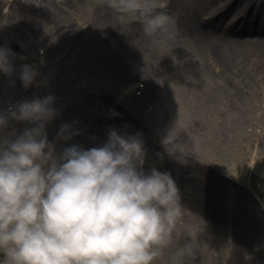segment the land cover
<instances>
[{
	"label": "rangeland",
	"instance_id": "obj_1",
	"mask_svg": "<svg viewBox=\"0 0 264 264\" xmlns=\"http://www.w3.org/2000/svg\"><path fill=\"white\" fill-rule=\"evenodd\" d=\"M24 3L0 0V48L14 53V72L0 73V112L25 100L54 97L56 115L46 132L57 153L73 144L99 146L110 129L139 135L146 151L144 170L155 168L176 178L184 208L170 246L154 264H264V253L251 256L243 244L256 237L264 248V108L253 107L252 116L240 120L237 137L223 148L215 129L188 117L157 118L156 102L142 99L143 83L133 79L141 70L136 62L140 51L135 49L140 42L129 40L135 31L142 36L140 27L119 26L125 35L113 39L107 28L114 22L112 15L102 13L97 0H50L71 26L70 34L56 43L52 33L44 31L40 12ZM25 64L37 71L27 88L20 79ZM62 125L78 134L58 139ZM30 126L10 121L8 131L20 134ZM171 130L187 155L183 161L168 155L162 144ZM212 187L217 196L209 195ZM228 208L237 213L235 222L240 219L248 226L249 240L231 227V217L224 215ZM188 242L192 254L181 255Z\"/></svg>",
	"mask_w": 264,
	"mask_h": 264
},
{
	"label": "clouds",
	"instance_id": "obj_2",
	"mask_svg": "<svg viewBox=\"0 0 264 264\" xmlns=\"http://www.w3.org/2000/svg\"><path fill=\"white\" fill-rule=\"evenodd\" d=\"M97 4L121 27L138 23L146 37L172 36L163 0ZM13 55L0 48V73L14 72ZM36 76L33 66H21L25 88ZM53 103L51 95L36 97L0 112V264H154L182 221L175 181L155 168L146 172L139 135L115 129L99 146L73 144L57 153L46 132ZM10 121L31 126L17 134L8 131ZM171 133L164 149L183 161L187 155ZM75 134L62 125L58 139ZM180 254H192L190 242Z\"/></svg>",
	"mask_w": 264,
	"mask_h": 264
},
{
	"label": "bare ground",
	"instance_id": "obj_3",
	"mask_svg": "<svg viewBox=\"0 0 264 264\" xmlns=\"http://www.w3.org/2000/svg\"><path fill=\"white\" fill-rule=\"evenodd\" d=\"M163 2L172 19V36L150 38L138 31L129 35L133 44L140 42L135 49L140 51L136 62L141 70L133 79L143 83L142 99L156 102L157 118L180 116L204 123L216 130L225 148L237 137L240 120L250 118L255 106L264 108V0ZM52 4L25 0L23 6L39 11L44 31L61 43L70 34V20ZM101 12L110 11L103 7ZM118 27L115 22L108 25L110 38L124 37ZM217 193L213 187L209 190V195ZM224 215L231 217V227L241 238L249 240L248 226L240 219L235 222L237 213L228 208ZM243 244L251 256L264 253L256 237Z\"/></svg>",
	"mask_w": 264,
	"mask_h": 264
}]
</instances>
